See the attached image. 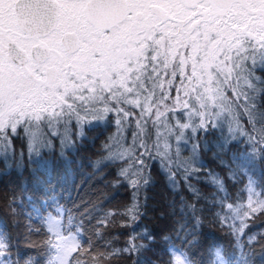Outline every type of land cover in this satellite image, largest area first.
Listing matches in <instances>:
<instances>
[{
    "label": "snow or ice",
    "instance_id": "obj_1",
    "mask_svg": "<svg viewBox=\"0 0 264 264\" xmlns=\"http://www.w3.org/2000/svg\"><path fill=\"white\" fill-rule=\"evenodd\" d=\"M103 120L116 131L96 164L124 161L118 175L135 189L125 227L141 215L137 193L150 182L149 161H159L174 187L179 174L197 192L190 179L199 170L201 133L219 130L220 148L243 137L252 142L251 157L264 161V0H0V155L13 157L22 136L30 160L53 150L56 138L63 156L86 126ZM189 141L184 158L181 145ZM212 183L223 193L221 178ZM256 186L249 176L246 203L221 196L216 218L227 225L232 248L216 247L210 264H255L248 221L264 215V198L253 199ZM93 213L88 204L57 202L41 227L28 226L46 237V264H101L106 255H137L134 264H142L139 255L154 237L136 233L124 247H111L100 236L110 214ZM185 227L163 264H200L196 224L186 234ZM94 238L105 240L107 252L97 251ZM12 240L0 226V264H38L30 256L9 261Z\"/></svg>",
    "mask_w": 264,
    "mask_h": 264
},
{
    "label": "trees",
    "instance_id": "obj_2",
    "mask_svg": "<svg viewBox=\"0 0 264 264\" xmlns=\"http://www.w3.org/2000/svg\"><path fill=\"white\" fill-rule=\"evenodd\" d=\"M241 121L246 129L250 128L246 118ZM115 131L114 122L93 121L85 127L82 137L75 138L76 146L66 149L63 156L60 154L59 139L56 138L53 150H42L39 156L31 160L27 143L21 136L13 141V157L0 155V226L6 227L13 237V255L8 257L9 261L24 255L22 253L41 252V255H28L36 256L38 264H46L45 254L51 252H46L50 248L41 243L46 237L42 232L31 231L22 237L21 215L28 209L38 211L49 202L51 209L57 202L69 208L74 204H88L99 219H105V213L110 214L107 217L109 223L100 229V236L110 240L111 247H124L129 235L150 234L154 242L150 250L140 253L142 264H146L147 260L163 264L169 258L166 249L180 246L183 242L184 235H178L181 225L186 226V234L196 224L197 243L193 251L197 253L195 259L200 264H210L213 258L210 254L216 247L231 251L232 237L228 234L227 225L216 218V213L221 212V208L216 205L221 196L228 197L229 203H246L247 181L251 175H254L257 182V195L253 199L264 198V161L258 156L256 159L251 157L252 142L239 137L220 148L223 137L219 130L199 134V170L190 179L196 193L189 189L179 174L176 176L178 184L174 187L159 161H149L150 182L137 193L142 205L141 215L134 223L129 218L128 226L125 227L124 213L133 202L135 189L118 175L124 161L103 160L99 166L96 164L107 155L103 145ZM191 148V141L182 143L181 156L189 157ZM212 176H218L223 181V193L212 183ZM46 180H51V185L46 184ZM186 205H195V212ZM13 207L15 215L12 214ZM194 216L198 217V224ZM248 222L253 225V241L248 255L255 264H264V240H260V235L264 234V215L257 214ZM34 227H41V223ZM94 241L99 252H107L110 247L104 239L94 238ZM137 242L149 243L147 240ZM137 258V255H124L110 261L106 255L101 264H134Z\"/></svg>",
    "mask_w": 264,
    "mask_h": 264
},
{
    "label": "rangeland",
    "instance_id": "obj_3",
    "mask_svg": "<svg viewBox=\"0 0 264 264\" xmlns=\"http://www.w3.org/2000/svg\"><path fill=\"white\" fill-rule=\"evenodd\" d=\"M242 122V121H241ZM51 203H47L42 209L38 210V211H33L32 209H28V211H26L25 213H23L21 215V220H22V237H25L27 234L30 233L29 231V225H31L32 228H35L34 225H37L40 222V217L43 215H46L48 212L53 211V209H51L49 207ZM31 213L32 214V218L28 217V214ZM44 235V234H42ZM42 244H46V239L42 240L41 242ZM47 251H51V249L45 250ZM24 255L20 256L18 255L16 257V260H20L21 258H27V257H32L33 259H35L37 261V257L36 256H31L28 254H32V255H41V252H34V253H22ZM51 252L50 253H46L45 256H47V259L51 256Z\"/></svg>",
    "mask_w": 264,
    "mask_h": 264
}]
</instances>
